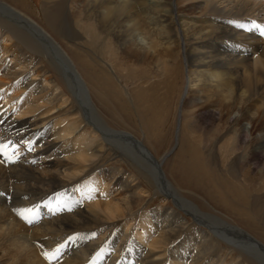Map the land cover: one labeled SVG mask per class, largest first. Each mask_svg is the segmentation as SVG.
<instances>
[{"label":"bare ground","instance_id":"6f19581e","mask_svg":"<svg viewBox=\"0 0 264 264\" xmlns=\"http://www.w3.org/2000/svg\"><path fill=\"white\" fill-rule=\"evenodd\" d=\"M45 1L74 58L31 0H0V144L20 158L0 163V264H264V36L252 27L264 0ZM122 66L165 93H132ZM181 71L177 121L190 98L222 133L168 176L170 151L112 127L99 104L160 123ZM37 205L29 225L18 210Z\"/></svg>","mask_w":264,"mask_h":264},{"label":"rangeland","instance_id":"374dc122","mask_svg":"<svg viewBox=\"0 0 264 264\" xmlns=\"http://www.w3.org/2000/svg\"><path fill=\"white\" fill-rule=\"evenodd\" d=\"M32 5H33V10L34 13L32 17H35L34 19L37 20L42 26H44L48 31H50L53 36L64 46V48L72 55L74 58V55L71 51V42L69 39L64 36L63 34L56 32L55 29H53L50 25L49 21V14L45 16L42 8L44 7V3L46 2L45 0H31ZM39 10V11H38ZM46 19V20H45ZM49 22V24L47 23ZM71 52H70V51ZM122 70H118L120 73V78L124 81V83L128 86L127 89L133 93V90H138L140 87H146L148 91H150L149 86L152 83L156 89H154V93H151V95H154L152 98L153 100L155 97L158 95L160 96L163 92L165 93V85L162 82L154 81L156 79H143L140 78L139 81H135V75L133 72L130 71V69L127 66H122ZM79 68L83 71L82 67L79 64ZM84 73V71H83ZM183 75V76H182ZM153 80V81H152ZM116 81V80H115ZM183 81V82H182ZM177 88L172 89V92L170 93V101H168L169 107L165 112L163 113V120L162 122H149L148 118L145 121L146 127H149V132L147 134V128L144 126L143 123L139 122L138 117L135 112L132 114L131 113V120L126 119V117H118L115 113L113 114L112 111H109L108 108L105 106L103 107L102 104H99L100 109L102 110L103 116L105 117L106 121L114 128L121 129V130H127L131 133H134L136 136L141 137L144 139L145 143L150 147V149L157 154V156H161L163 153L170 151V154L168 158L165 160L163 164V169L167 173L168 176L171 174L173 175L174 172V167L178 164H180L181 158L183 156L185 157L187 154V151L190 149L193 153L199 152L201 154H204V156L207 154V150L210 149V147L218 144V138L222 133V130L219 129L217 131V134L215 131L212 130V128L205 124L206 120L201 117L200 112L197 110H191L192 102L189 101L190 98H187L188 102L184 104V109H183V114L181 117V121L179 118L178 120V106L180 104V98H181V93H183V88H184V74L183 71H181V77L178 80L177 83ZM164 85V87H163ZM168 90V87L166 88V91ZM126 92V91H125ZM192 98V97H191ZM124 100H128L127 96L125 97ZM188 106V108H187ZM143 107V106H142ZM187 108V109H186ZM191 110V112H190ZM189 112V113H187ZM198 112V113H197ZM194 113L192 116V114ZM166 117V118H165ZM136 118V119H134ZM190 118V119H188ZM193 118V119H192ZM192 119V121H191ZM204 119V120H203ZM118 120V121H117ZM193 122V124L191 122ZM195 121H198L195 123ZM204 121V122H203ZM150 124V125H148ZM143 124V125H142ZM154 125V126H153ZM143 126V128H142ZM158 126V127H157ZM145 129V130H144ZM206 131V132H205ZM210 133H209V132ZM146 132V134H145ZM207 134V135H206ZM219 135V136H218ZM234 136V134L232 135ZM214 139V141H213ZM240 141L238 140V150L236 153H239L241 155H244L246 153V150L242 144L239 143ZM8 144V143H5ZM9 151H11V148H9ZM206 151V152H205ZM182 156V157H181ZM179 158V159H178ZM208 158V156H207ZM20 158L16 156L14 160H19ZM0 163L2 164H7L8 162L4 160L2 156H0ZM210 161V160H209ZM212 161H210L211 163ZM226 168V164L223 166V168H220L222 172H224V175L226 177L228 176L229 179L233 180L231 177H229L228 170ZM243 170V166H242ZM241 171V170H240ZM239 179H234V181H238ZM186 184V183H185ZM188 185V184H187ZM200 194V193H199ZM197 195V194H196ZM199 197V196H198ZM200 199V198H199ZM9 200V199H8ZM7 200V201H8ZM50 200V198H49ZM151 203H155V198H151L149 200ZM202 202L207 203L204 201V199H200ZM55 202V201H54ZM45 204V202H42ZM145 204V203H144ZM157 204V202H156ZM143 206V205H142ZM234 218H236V215H233ZM241 225L245 226L244 223L239 222ZM257 230L254 228V231ZM261 230L258 229L257 232H260ZM257 236H260L262 239H264L263 236L258 235L259 233L254 232Z\"/></svg>","mask_w":264,"mask_h":264},{"label":"snow or ice","instance_id":"6c2138e0","mask_svg":"<svg viewBox=\"0 0 264 264\" xmlns=\"http://www.w3.org/2000/svg\"><path fill=\"white\" fill-rule=\"evenodd\" d=\"M237 27L243 29L246 27L245 24H238ZM253 28H256L259 32V35L264 36V25H260V24H256L253 22L252 24ZM31 143H29V148H31ZM9 148H11V151H9ZM18 155V153L15 150L14 146H11L10 144H0V156H2L4 158V160H6L9 163L15 162L14 158ZM48 202H45V204L47 205ZM38 205L36 206V208H24V209H19V215L29 224L31 225L34 220L37 218L38 216ZM67 207L68 211H71V207H68L67 205H61L59 204V202L56 205V211H63L65 208ZM50 211H52V208H49ZM93 235H95V233H93ZM76 239L75 236H69L68 239L63 243V244H59L55 250L51 253L49 252H45L44 255L51 261L53 259L58 258L61 255V249L65 248L66 245L72 241Z\"/></svg>","mask_w":264,"mask_h":264}]
</instances>
